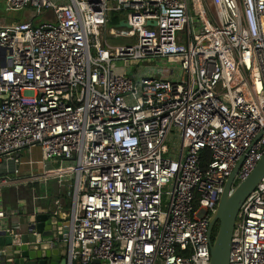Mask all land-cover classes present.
I'll use <instances>...</instances> for the list:
<instances>
[{"label": "built area", "instance_id": "1", "mask_svg": "<svg viewBox=\"0 0 264 264\" xmlns=\"http://www.w3.org/2000/svg\"><path fill=\"white\" fill-rule=\"evenodd\" d=\"M28 7L29 21L0 25V204L15 180L3 159L19 174L39 147L55 166L30 178L57 182L68 264H211L225 183L242 158L233 188L264 155V0H6ZM43 10L53 22L35 25ZM123 10L130 30L116 34ZM109 35L134 42L113 47ZM151 59L179 64L176 77L116 66ZM229 260L264 264V177Z\"/></svg>", "mask_w": 264, "mask_h": 264}, {"label": "water", "instance_id": "2", "mask_svg": "<svg viewBox=\"0 0 264 264\" xmlns=\"http://www.w3.org/2000/svg\"><path fill=\"white\" fill-rule=\"evenodd\" d=\"M150 24L151 22L148 23ZM153 24L156 25L155 22ZM119 25L130 27L129 23L123 20ZM4 52L5 49L0 47V54ZM263 132L264 129L258 138ZM242 161L243 158L226 181L219 204L210 221L211 264H229L238 212L245 199L264 177L263 155L249 177L233 188ZM216 222H219V228L213 237L212 228ZM61 224L56 216L38 213L31 215L24 229L11 235L0 223V264H68V243L63 241L68 227Z\"/></svg>", "mask_w": 264, "mask_h": 264}, {"label": "crops", "instance_id": "3", "mask_svg": "<svg viewBox=\"0 0 264 264\" xmlns=\"http://www.w3.org/2000/svg\"><path fill=\"white\" fill-rule=\"evenodd\" d=\"M7 24L10 23L0 22V25ZM21 159L24 164L20 165L19 174L14 172L15 165L11 159H3L1 164V171L11 173L10 175L15 179L1 188L0 206L8 213L6 218L0 220L4 228L14 227L19 223L20 228L24 229L31 215L38 213H48L49 216H53V201L57 190L56 180H37L30 177L42 174L46 169L55 165L44 159L39 147L24 151ZM15 212H18L20 217L11 215Z\"/></svg>", "mask_w": 264, "mask_h": 264}, {"label": "rangeland", "instance_id": "4", "mask_svg": "<svg viewBox=\"0 0 264 264\" xmlns=\"http://www.w3.org/2000/svg\"><path fill=\"white\" fill-rule=\"evenodd\" d=\"M34 11L35 10L33 8H29V7L25 9H20V10H13V9L7 10L5 0H0V22L2 23L29 21L30 19H32L34 15ZM50 14H51L50 11L43 10L42 15H38L34 18V24L40 25V24L47 23V22H53V20L50 18ZM111 16L112 17L117 16V18L121 21L127 18L128 11L123 10L120 12H114L112 13ZM109 26L112 28H115L113 32L116 34H122L123 31H120V30H127V31L130 30V28L128 27L120 26L119 23H116V24L110 23ZM107 41L113 47L130 45L131 43L134 42L132 38L127 37V36H122V35L121 36L109 35L107 37ZM116 66L118 67V70H121L122 68L126 66V68L129 70L128 74L131 76H136V77L140 76L141 74L150 76L151 69L153 70L154 67L156 66L158 68H163V73L161 75L158 74L159 76H162V77H169L170 70L175 69V75L173 77L175 78L176 74L178 73V69L180 68L179 64L177 63L170 64L166 60H158V59H151L150 62H147L146 64L142 62L138 63L134 61H131L130 63L129 62L125 63L124 60H117Z\"/></svg>", "mask_w": 264, "mask_h": 264}, {"label": "trees", "instance_id": "5", "mask_svg": "<svg viewBox=\"0 0 264 264\" xmlns=\"http://www.w3.org/2000/svg\"><path fill=\"white\" fill-rule=\"evenodd\" d=\"M120 20L117 18V16H113L112 19H111V23L113 24H116V23H119ZM201 158H202V161H203V165H205L209 159H210V152L208 150H205L202 152V155H201ZM217 232H215L213 234V237L216 235Z\"/></svg>", "mask_w": 264, "mask_h": 264}, {"label": "flooded vegetation", "instance_id": "6", "mask_svg": "<svg viewBox=\"0 0 264 264\" xmlns=\"http://www.w3.org/2000/svg\"><path fill=\"white\" fill-rule=\"evenodd\" d=\"M218 228H219V222H216V223L213 225L212 233L214 234L215 232H217V231H218Z\"/></svg>", "mask_w": 264, "mask_h": 264}]
</instances>
